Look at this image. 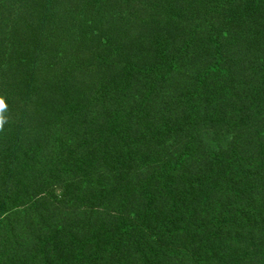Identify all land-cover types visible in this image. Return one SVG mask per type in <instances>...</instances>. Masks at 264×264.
<instances>
[{"label": "rangeland", "instance_id": "obj_1", "mask_svg": "<svg viewBox=\"0 0 264 264\" xmlns=\"http://www.w3.org/2000/svg\"><path fill=\"white\" fill-rule=\"evenodd\" d=\"M10 1L0 0V3L8 5L0 9V102L4 105L0 109V117H3L0 122L3 127L0 129V153H10L17 148V152L13 153L15 166L22 172L21 175L30 178L31 171L37 170L36 167L45 162L43 171L46 178L37 185L29 180L24 181L14 191L7 181V176L12 171L2 167L0 162V233L8 237L3 242L5 246L6 243H12V233H17L19 237L14 239V245L22 248L16 250L20 256L12 254L6 261L4 257H0V264H163L165 260L169 264H177V258L172 252L164 253V259L161 257L162 262L159 261L154 249L170 247L156 242L149 228L150 222L143 230L126 231L127 236L121 234L118 225L108 223L103 230L97 231L100 247L96 248L93 237L92 244L87 249L84 247L85 252H79L76 242L83 230L77 228L75 222L67 227L62 225L75 212L81 215L82 200L75 203V209L68 211L65 216L64 212L59 214L61 211L57 210L59 201L54 203L52 213L48 211L47 215L51 216H46L41 209L28 216L24 210L29 195L35 190L41 198L42 190L50 187L46 191L48 192L52 187L54 195L60 196V199L69 198L67 191L71 187H67L64 182L59 183L54 176H63L65 180L76 178L77 186L84 188V179L86 182L89 169L95 170V165H100L107 152L111 151L109 132L123 131L126 125L134 123L137 133L142 137L147 135L150 138H162L159 127H162L165 120L171 127L175 125V120L180 122L186 119L185 123L189 128V115L198 120L196 112L203 111L209 118L203 117L197 129L205 145L218 152H234L243 160L240 161L242 164L239 166L236 182L234 181L237 188L230 191L236 197L234 200L239 202V199L253 194L257 184L262 185L264 140L262 142L256 136L264 124V115L254 104L247 106L244 95L232 104L229 102L231 97L220 88L218 78H207L202 83L194 80L195 76H200V68L189 73V77L183 74L163 77L136 70L129 80L134 83L137 78L144 79L140 88L144 91H132L126 85L122 92L119 83L113 81L111 76L116 59L110 46L103 47L102 53L95 52L98 57L93 60L83 56V43L76 39L83 34L89 39L97 37L99 26L103 28L105 40H114V32L118 28L128 29L115 24L116 20L126 23L132 21L142 0H12L9 6ZM155 1L162 3L164 11H168L170 0ZM212 1L214 0H210ZM184 2H177L175 17L180 18L191 11ZM235 5L236 3L234 7ZM210 13L202 11L195 15V34L208 33L213 28L215 17L208 15ZM220 27L227 32L224 42H228L230 47L227 49L229 62L233 60V76L237 89H240L239 78L244 70L236 71L238 64L234 59L244 64L249 62L248 65L252 66L255 53L247 50L248 44L244 41L247 35H242L236 25L225 26L222 23L218 28ZM125 31L126 38L133 35L131 29ZM99 46L100 44H95V47ZM71 48L79 49L82 54H71ZM189 58L191 55L188 53L186 59ZM197 67H201V64L199 57L194 55L191 58V68ZM25 75L29 77H23ZM227 79L228 73L220 77V80ZM119 80L124 81L125 78ZM209 80L214 81L217 87L212 85L208 88ZM50 90H53L52 94ZM124 92L129 93L126 95ZM37 98L45 104L51 103L50 111L41 119L42 124L44 118L48 121L44 135L34 140L26 139L25 133L24 140H18L16 131L13 135L12 122L18 127H24L18 119L21 114H27V109L38 121L35 129L38 131L41 127L39 117L42 112L35 104ZM166 98L167 102L163 100ZM250 98L251 95L249 102ZM8 99L17 100L12 103L16 106L8 105ZM204 99H209V105L202 102ZM193 101L197 102L196 107ZM171 104L172 112L169 108ZM10 108L14 110L13 116L8 117L5 123V114ZM108 114L110 124L105 120ZM108 125L111 130L108 129L107 132ZM187 136L188 130L185 132L186 140ZM160 148H165V145L146 146L145 151L161 152ZM12 163L14 164L13 157L9 160L10 166ZM186 172L188 174V170ZM247 172L252 176L248 177ZM234 200L230 199L229 203L237 212L238 206ZM97 203L101 211L114 214L107 203ZM224 215L225 212L218 217L206 214L207 225L189 226L187 236L183 233L181 239L174 238L177 242L175 247L182 251L185 261L190 264H232V260L224 258L229 249H233L237 243L243 244L244 239L252 234L264 233V228L259 232L251 225V222L254 224L258 221L264 227V209H257L255 213L254 209L246 206L239 216L245 215L248 218L244 219L243 216L235 224L228 222L224 225ZM51 221L56 224L47 225ZM163 236L167 241L172 234L166 230ZM45 239L47 245L43 246ZM87 251L91 257L83 254ZM151 251L154 255L149 258L147 256ZM252 255L249 258L251 264H257L254 257L260 255ZM260 257L262 259L259 261L264 262V256Z\"/></svg>", "mask_w": 264, "mask_h": 264}, {"label": "trees", "instance_id": "obj_2", "mask_svg": "<svg viewBox=\"0 0 264 264\" xmlns=\"http://www.w3.org/2000/svg\"><path fill=\"white\" fill-rule=\"evenodd\" d=\"M146 1L148 2L142 0L139 3L138 13L132 21L126 23V21L116 20L115 24H121L128 29L118 28L114 32V40H105L106 38L102 35L103 28L99 26L97 27L99 30L97 37L89 39L86 34H83L79 39H76L83 43V56L93 60L98 57L94 54L95 52L102 53L103 47L110 46L116 59V65L111 69V76L113 81L116 80L119 83L122 92L126 85L128 88L131 87L132 91H144L140 89L144 79L137 78L134 83L129 80L136 70L148 71L150 74L156 73L163 77L174 76L175 74H183L189 77V73L200 68L202 70L198 72L201 74L195 76L194 80L202 83L207 78L216 77L220 88L231 97L229 102L235 104L234 102L244 95L247 106L254 104L264 115V104H261L264 102V0H214L212 2L210 0H170L167 12L164 11L162 3L155 0ZM181 1H185L184 3L191 8V11L189 14L186 13L177 18L174 11L177 2ZM234 2L236 3L235 7ZM8 4L10 6L12 0ZM5 7L8 5L0 3V9ZM202 11L204 13L211 12L208 15L215 17L213 28L208 33L195 34L193 18ZM222 23L225 26L227 24L236 25L242 31V35H247L244 39L249 47L246 46L247 50H252L255 53L253 54L255 58L252 66L248 65L249 62L244 64L234 59L238 64L236 71L244 70L241 78H239L240 89H237V82L233 76L231 66L233 60L229 62L227 49L230 47L228 42H224L227 32L221 29L222 27L218 28ZM124 29L127 31L131 29L133 35L126 38ZM95 44H100V46L95 47ZM70 52L74 55L82 54V51L77 48L73 50L71 48ZM188 53L191 58L194 55L199 57L201 67L191 68V58L186 59ZM227 73L228 79L220 80V77ZM23 77L28 78L29 76ZM122 78L125 80H119ZM164 80L166 81L167 78ZM222 81L225 82L221 84ZM212 85L217 87L214 81L209 80L208 88ZM50 91L52 94L53 90ZM163 100L167 102V98ZM204 100L206 102H202L209 105V99ZM15 102L17 100L8 99L10 106H16L12 104ZM193 103L196 107L197 102L193 101ZM35 104L41 108L42 114L39 117L41 127L38 131L35 129L38 121L27 109V114H21L18 119L24 127H18L16 123L12 122V132L15 135L16 131L18 140H24L25 133L27 134L26 139L32 138L34 140L44 135L48 121L47 118H44L42 124L41 119L50 111L51 103L45 104L37 98ZM172 106L173 104L169 105L170 110ZM13 111L11 108L7 109L5 123L8 117L13 116ZM196 113L199 117L198 120L190 118L189 115V128L185 123L186 119L180 122L175 120V125L171 127L165 120L162 127H159V135L162 138L140 136L134 123L129 126L126 125L123 131L122 129L113 133L110 131L108 136H110L111 151L107 152L100 165H95V170L89 169L86 182L84 179V188L80 189L81 186H77L76 178L65 180L63 176H54L53 178H57L59 183L64 182L67 187H71L67 191L69 198L60 199V196L54 195L55 190L52 187L48 192L46 191L50 187L42 190L41 198L38 191L35 190L29 195L24 206V210L28 213L26 214L30 216L33 212L41 209L46 216H51L47 215L48 211L52 213L54 203L59 201L57 210L61 211L59 214L64 212L65 216L68 211L75 209V203L82 200L81 215L75 212L73 216L67 218L66 222L63 221L62 225L67 227L71 222L73 224L75 222L77 228L83 230L78 235L76 242V248L79 252H85L84 247L87 249L92 244L93 237L96 240V248H99L100 242L97 231L103 230L108 223L118 225L121 234L127 236L126 231L143 230L145 225L150 222L149 228L152 230L156 242L170 247L154 249V252L158 254L159 261L162 262L161 257L164 259V253L172 252L173 256L177 258L175 259L177 264H190L187 260L185 261L182 251L176 249L177 242L174 241V238L176 240L181 239L183 233L187 236L189 226L207 225L206 214H213L218 217L220 213L222 215L224 212L222 223L224 225L228 222L235 224L241 221L243 216L244 219L248 218L245 215L239 216L240 212H244L246 206L249 209H254L255 213L257 209H264V182L262 185H256L253 194L239 199V202L234 200L236 197L234 198L230 191L237 188L235 182L242 159L231 151L218 152L217 149H209L197 129L201 119L203 117L209 118V116L203 111ZM109 115L105 119L108 124H110ZM241 117L244 118L245 116ZM25 124L27 125L25 126ZM4 126L7 127L6 124ZM175 126H177L176 129ZM2 128L0 126V129ZM108 129L110 126L107 128V132ZM187 130L186 140L185 132ZM120 132L122 135L119 134ZM74 133H76L75 129ZM256 137L263 142L264 124ZM160 144L165 145V148H160L162 149L161 152L145 151L146 146L155 147ZM17 150L16 148L12 149L10 153H0L1 166L12 171V174L7 176L8 179L6 178L12 189L17 190L24 181L28 180L32 183L35 182V185L39 184L41 180L44 182L46 178L43 171L45 162L36 167L37 170L31 171V178L21 175L22 172L15 166L16 159L15 154H13ZM12 157L14 164L12 163L10 166L9 160ZM247 174L248 177L252 176L250 172ZM230 199L237 203V212L229 203ZM97 202H100L101 205L107 203L113 209L114 214L101 211ZM37 223H39V219ZM53 223L56 224V222L51 221L47 225ZM251 225L259 232L264 228L258 221L254 224L251 222ZM166 230L172 234L167 241L163 236ZM18 237L19 235L13 232L12 243H6L5 246L3 242L7 241L8 237L2 232L0 233V257H4V261L12 257V254L21 255L17 254L16 251L17 249L22 250L21 246L14 245V239ZM243 242V244L237 243L233 249H229L224 258L232 260V264H251L249 258H252V254L264 256V233L252 234ZM46 245L45 239L43 246ZM154 252L151 251L147 257H152ZM220 252L223 254L221 250ZM87 253L83 254L91 257L90 253H88L89 255ZM260 256L254 257L255 261L258 262L257 264H264V262L259 261L262 259ZM163 264H169L168 260H165Z\"/></svg>", "mask_w": 264, "mask_h": 264}, {"label": "clouds", "instance_id": "obj_3", "mask_svg": "<svg viewBox=\"0 0 264 264\" xmlns=\"http://www.w3.org/2000/svg\"><path fill=\"white\" fill-rule=\"evenodd\" d=\"M3 107H4L3 103L0 102V109H3ZM2 120H3V117H0V122H2Z\"/></svg>", "mask_w": 264, "mask_h": 264}]
</instances>
